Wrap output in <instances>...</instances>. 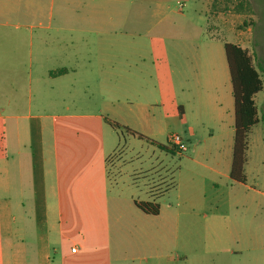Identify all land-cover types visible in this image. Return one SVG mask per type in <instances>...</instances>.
<instances>
[{"label":"crops","instance_id":"obj_1","mask_svg":"<svg viewBox=\"0 0 264 264\" xmlns=\"http://www.w3.org/2000/svg\"><path fill=\"white\" fill-rule=\"evenodd\" d=\"M187 1L197 5L195 14H204L199 16L197 24L187 27L188 33L195 36V32L203 31L207 25L215 0ZM25 2L0 0V80L36 82L35 97L29 89L5 90L0 94V264H189L190 242H197L195 251L205 246V220H210L212 228L218 220H254L224 216L219 200L222 186L232 190L241 183L231 179L235 136L231 77L228 67L230 78L224 79L223 59L220 48L213 44L216 37L212 33L209 32L208 42L202 39L187 46L195 52L189 63L197 72L186 76L181 88L189 97L212 98L211 109L200 106L192 112L200 126L212 135L197 136L195 128L190 127L191 135L185 142L191 138L197 139L199 145L214 141L213 120L228 127L231 142L221 141L220 137L218 146L213 149L209 146L211 151L202 156L193 152L187 160L198 170H187L185 174L181 170L179 182L170 184L156 196L149 192L150 185L157 183L155 174L163 184L167 176L159 170L154 172L152 162L143 170L144 163L152 159L136 151L137 146L143 145L140 142L146 143L147 150L156 146L132 135L129 137L140 142H131L129 138V143L126 140L122 145L110 136L108 129L114 121L109 117L81 109L71 111L69 104L60 111L57 102L49 100L57 87L62 97L73 98L79 91L77 81L89 79L91 44L74 40L73 34L77 37L94 29L107 33L108 25H87L93 22L94 13L104 23L103 12L60 8L59 24L53 25L54 11L49 14L44 11L40 18H33ZM73 3L77 4V0ZM168 28L166 33L171 32ZM21 29L31 34L27 58L15 57L19 53L11 40L13 30ZM37 32L39 40L34 41L33 34ZM50 34H55L56 40L51 41L54 37ZM62 34H69V39ZM233 44L246 49L240 42ZM26 64L28 69L24 67ZM166 66H171L169 56ZM205 66L210 71L199 72ZM46 83L52 84L51 92L45 91ZM179 112L182 120L186 108L180 106ZM129 113L135 119L147 120L140 111L132 109ZM150 122L149 129L143 133L161 144V125L156 118ZM171 136L167 137L169 144ZM131 177H134L132 181ZM140 177L147 180L146 190L137 183ZM142 193L146 194L145 199L140 197ZM167 194L173 198L167 212L160 207L159 215L153 216L137 206L156 203L151 199ZM225 206L228 210L234 208L230 198ZM159 237L174 248V254H159L163 251L157 242ZM73 248L76 252H72ZM237 253L241 251L231 250L229 255Z\"/></svg>","mask_w":264,"mask_h":264},{"label":"rangeland","instance_id":"obj_2","mask_svg":"<svg viewBox=\"0 0 264 264\" xmlns=\"http://www.w3.org/2000/svg\"><path fill=\"white\" fill-rule=\"evenodd\" d=\"M26 1L29 8L27 11L33 18H40L44 11L48 14L49 11H54L53 25L59 24L57 15L60 8L103 12L104 23L98 21L97 14L94 13L93 22L87 25H108L107 33L94 29L77 37L73 34L74 40L87 41L91 44L89 69L92 74L89 79L77 81L79 91L73 98L62 97L57 87L56 93L52 94L49 100L56 101L59 110L69 104L71 111L77 112V109H81L86 113L109 117L114 121L112 123L117 125V127L115 124L111 125L108 129L110 136L118 142L121 141L122 145L126 140L129 143L132 139L129 137L130 131L146 137L143 132L149 129L150 120L156 118L163 131L159 141L161 145L172 150L162 151L156 147L147 150L146 143L134 141L135 139L131 141L143 144L141 147L137 146L136 151H140L144 158L152 159L143 162V170L148 169L146 165L152 162L155 166L154 172L159 170L167 176V182L163 184L161 177L155 174L157 183L150 185L149 192L156 196L161 195L170 184L174 186L179 182L178 174L181 170L184 174L187 170H198L196 165L187 160L193 152H198L202 156L218 146L220 137L221 141L231 142L228 127L216 120L211 124L215 131L214 141L199 145L197 139L191 138L189 142H185L191 135L190 127L195 128L197 136L212 135L210 131L200 126V121H197L195 113L192 112L200 106L208 109L213 107L212 98L204 94L203 98H194L182 93L183 79L197 72L189 63L195 52L191 48L187 49V46H191V43L197 44L202 39L208 42V36L212 33L216 37L213 44L220 48L223 59L224 79L229 80L224 44L240 42L252 58L254 66L263 69L260 70V74L264 81V0H217L209 10L207 25L203 27V31L195 32V36L188 33L187 27L191 23L197 24L199 16L204 17V14H195L197 5L187 0H77V4H74L73 0ZM167 27L171 30L170 33H166ZM38 35V32L33 34L34 41L39 40ZM50 35L54 37L51 41L56 40L55 34ZM61 36L68 40L70 35ZM81 36L84 37L83 40ZM11 40L15 44V52L19 53L15 57L27 58L31 41L28 30H13ZM83 51L86 53V50ZM168 56L171 59V66H166ZM24 67L28 69L29 65L26 64ZM209 71L208 66L199 70L203 74ZM192 82L189 80L190 84H193ZM35 84L34 81L16 78L10 81L0 80V94L5 90L29 89L35 97ZM206 84L207 82L205 86ZM51 85L45 84L46 92H51ZM164 85L166 89H163ZM255 101L260 122L251 129L248 137L246 184L235 185L232 190L222 186L219 197L224 216L231 219L247 217L254 220H218L213 228L209 225L210 220H205L207 224L205 246L195 251L194 245L197 242L195 240L190 242V249H187L189 264H264V91L255 97ZM180 106L187 111L182 120ZM132 109L135 112L140 111L147 120L135 119L134 114L129 113ZM129 126L130 128H127ZM169 134L181 136L188 148L187 152L182 154L173 152L172 145L167 142ZM209 146H212L211 150ZM125 151L128 153V148H125ZM201 156L200 159H203ZM132 178L134 179L131 177L129 180L132 181ZM137 183L141 189L146 190L144 189L146 179L140 177ZM140 197L145 199L146 194L142 193ZM228 198L234 205L230 210L225 206ZM151 200L156 201L163 208V212H167V205L173 198L167 194L160 199ZM157 242L163 249V251L159 249L160 255L175 253L174 248L167 246L165 239L159 237ZM231 250L241 253L230 256ZM177 251L181 253L180 250ZM195 258L198 260H194Z\"/></svg>","mask_w":264,"mask_h":264},{"label":"trees","instance_id":"obj_3","mask_svg":"<svg viewBox=\"0 0 264 264\" xmlns=\"http://www.w3.org/2000/svg\"><path fill=\"white\" fill-rule=\"evenodd\" d=\"M224 49L231 77L235 107V136L231 179L234 182L245 184L248 137L251 129L260 122L255 97L264 91V81L260 74V70L263 69L256 68L247 50L239 45L225 43ZM110 124L114 125L115 123L111 122ZM115 127H117L116 124ZM129 133L151 143L162 151L169 150L166 146L158 144L136 132L130 131ZM137 206L145 214L157 216L160 213L159 204L154 202L139 203Z\"/></svg>","mask_w":264,"mask_h":264},{"label":"built area","instance_id":"obj_4","mask_svg":"<svg viewBox=\"0 0 264 264\" xmlns=\"http://www.w3.org/2000/svg\"><path fill=\"white\" fill-rule=\"evenodd\" d=\"M169 142L172 145L173 149L179 154L187 152V150H188V148H187L185 142L183 141L182 137L177 135V134L172 135L170 137ZM72 252H76V249L73 248Z\"/></svg>","mask_w":264,"mask_h":264}]
</instances>
